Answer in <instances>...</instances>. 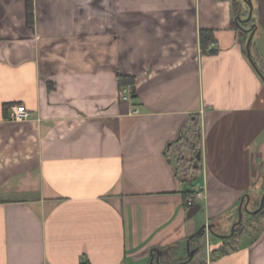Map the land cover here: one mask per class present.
<instances>
[{
  "label": "crops",
  "instance_id": "crops-1",
  "mask_svg": "<svg viewBox=\"0 0 264 264\" xmlns=\"http://www.w3.org/2000/svg\"><path fill=\"white\" fill-rule=\"evenodd\" d=\"M250 1L0 0V264H264L263 210L236 224L264 184Z\"/></svg>",
  "mask_w": 264,
  "mask_h": 264
},
{
  "label": "built area",
  "instance_id": "built-area-1",
  "mask_svg": "<svg viewBox=\"0 0 264 264\" xmlns=\"http://www.w3.org/2000/svg\"><path fill=\"white\" fill-rule=\"evenodd\" d=\"M120 98L122 100H130L132 98V87L126 85L120 89ZM28 118V112L23 105H11L8 110V119L11 121H24ZM197 193L192 192L186 199V204L188 206L192 205L193 200L196 198Z\"/></svg>",
  "mask_w": 264,
  "mask_h": 264
},
{
  "label": "rangeland",
  "instance_id": "rangeland-1",
  "mask_svg": "<svg viewBox=\"0 0 264 264\" xmlns=\"http://www.w3.org/2000/svg\"><path fill=\"white\" fill-rule=\"evenodd\" d=\"M242 3H243V1H242ZM241 3V4H242ZM240 9V8H239ZM240 12H241V10H238V16L239 17H241V18H243L242 20H244V21H248V17H249V15H240ZM241 20V21H242ZM240 23V25L242 24V25H250V23L251 22H247V23H244V22H239ZM190 168H191V166L188 164L187 165V170H189L190 171ZM264 182V181H263ZM263 193L264 192H260L259 193V195L260 196H258L257 197V199H256V201H255V205L253 206L252 204H250L249 205V207H248V209H245L244 211H242V215H241V223L245 226V224H249V223H252V221L253 222H255L254 221V215H252V214H250L251 212H254L255 210H256V208H255V206H257L258 204H259V199H260V197L263 195ZM262 210H263V213H264V204H263V208H262ZM262 215V214H261ZM238 220H239V214H237V222H238ZM259 224V223H258ZM257 225V224H256ZM260 227H264V221L259 225ZM260 227H257L256 229H260ZM252 230L251 231V233H253V234H255L258 230ZM228 236V235H227ZM229 236H236V235H229ZM256 235H242V237H244L243 238V240L245 241V242H247V241H249V240H251L252 238H254Z\"/></svg>",
  "mask_w": 264,
  "mask_h": 264
},
{
  "label": "trees",
  "instance_id": "trees-1",
  "mask_svg": "<svg viewBox=\"0 0 264 264\" xmlns=\"http://www.w3.org/2000/svg\"><path fill=\"white\" fill-rule=\"evenodd\" d=\"M242 2V0H240ZM244 3V2H243ZM245 4V3H244ZM246 5V4H245ZM27 6L29 11H31L32 8V0H27ZM237 6V3L234 2L233 3V9H235ZM235 24H238V21L235 20L234 21ZM200 38H201V45L203 48H206L207 44L209 43V41H211V34L208 31H201L200 32ZM258 69L260 70V72L262 73V75H264V66L263 65H259ZM131 81L129 78H124L123 80H121V78H119V82L121 84H131ZM194 125V124H193ZM199 127L195 124L194 127L192 128V133L194 134L196 140L194 142L195 145H197V142L199 141ZM262 192H264V184H263V188H262ZM260 201V199H259ZM257 208L259 207V204L256 206ZM256 208V209H257ZM262 209L258 210L255 215H258L261 212ZM240 224V223H239Z\"/></svg>",
  "mask_w": 264,
  "mask_h": 264
},
{
  "label": "water",
  "instance_id": "water-1",
  "mask_svg": "<svg viewBox=\"0 0 264 264\" xmlns=\"http://www.w3.org/2000/svg\"><path fill=\"white\" fill-rule=\"evenodd\" d=\"M247 6H248V8H249V17H248V19H250V17H251V13H252V4H251V1L250 0H242ZM251 39H252V33L250 34V36H249V38L247 39V41H246V52H247V56H248V58L251 60V57H250V50H249V45H250V42H251ZM255 67V66H254ZM255 69H256V71H257V73L259 74V75H261L260 77H262L263 78V76L264 75H262L258 70H257V68L255 67ZM247 198V202H248V200H249V197L247 196L246 197ZM263 204H264V193H263V195L261 196V199H260V204H259V207H258V209L257 210H255L254 212H251V213H256L258 210H260V209H262L263 208ZM246 207V206H245ZM242 203H240V205H239V207H238V214H239V220H238V222L236 223V224H239L240 223V221H241V215H242ZM244 209H246V208H244ZM208 228V227H207ZM204 228L202 227L198 232H197V234H201V232H202V230H203ZM233 229H234V226L232 227V231L231 232H233ZM218 236V238L220 237V238H224L225 236L224 235H217ZM158 261V260H157ZM152 262H153V259H151L150 260V262H149V264H152Z\"/></svg>",
  "mask_w": 264,
  "mask_h": 264
}]
</instances>
